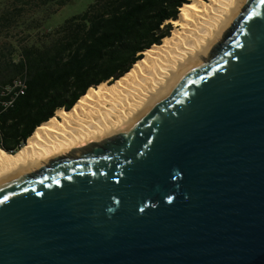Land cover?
<instances>
[{
  "label": "water",
  "instance_id": "obj_1",
  "mask_svg": "<svg viewBox=\"0 0 264 264\" xmlns=\"http://www.w3.org/2000/svg\"><path fill=\"white\" fill-rule=\"evenodd\" d=\"M0 264H264V0L130 125L0 177Z\"/></svg>",
  "mask_w": 264,
  "mask_h": 264
},
{
  "label": "trees",
  "instance_id": "obj_2",
  "mask_svg": "<svg viewBox=\"0 0 264 264\" xmlns=\"http://www.w3.org/2000/svg\"><path fill=\"white\" fill-rule=\"evenodd\" d=\"M71 1L0 3V78L5 80L0 83L23 72L27 77L25 93L0 113V148L6 152L21 148L38 125L58 108L70 109L90 86L121 77L142 51L170 34L167 21L189 0H94L26 42L28 32ZM13 29L18 31L12 34Z\"/></svg>",
  "mask_w": 264,
  "mask_h": 264
},
{
  "label": "bare ground",
  "instance_id": "obj_3",
  "mask_svg": "<svg viewBox=\"0 0 264 264\" xmlns=\"http://www.w3.org/2000/svg\"><path fill=\"white\" fill-rule=\"evenodd\" d=\"M242 0H189L160 44L141 52L127 72L89 87L70 109L59 108L14 153L0 148V177L101 144L130 125L175 77L200 59Z\"/></svg>",
  "mask_w": 264,
  "mask_h": 264
},
{
  "label": "rangeland",
  "instance_id": "obj_4",
  "mask_svg": "<svg viewBox=\"0 0 264 264\" xmlns=\"http://www.w3.org/2000/svg\"><path fill=\"white\" fill-rule=\"evenodd\" d=\"M4 0H0V3ZM94 0H72L70 3L67 5L58 8L56 13L52 15L46 23H44L40 28L35 29L33 31L28 32L30 36H27L26 39L28 43H31L33 41V37L35 33L37 32L38 34L44 33L47 31H52L57 25L61 24L65 19L83 12L86 7L92 3ZM172 25V24H171ZM173 28V25H172ZM18 30L13 29L12 34ZM23 34L20 33V36ZM32 35V36H31ZM17 39V37H16Z\"/></svg>",
  "mask_w": 264,
  "mask_h": 264
},
{
  "label": "built area",
  "instance_id": "obj_5",
  "mask_svg": "<svg viewBox=\"0 0 264 264\" xmlns=\"http://www.w3.org/2000/svg\"><path fill=\"white\" fill-rule=\"evenodd\" d=\"M26 89L27 77L24 72L6 83H0V113L11 108Z\"/></svg>",
  "mask_w": 264,
  "mask_h": 264
},
{
  "label": "crops",
  "instance_id": "obj_6",
  "mask_svg": "<svg viewBox=\"0 0 264 264\" xmlns=\"http://www.w3.org/2000/svg\"><path fill=\"white\" fill-rule=\"evenodd\" d=\"M0 81L4 82L5 80L3 78H0Z\"/></svg>",
  "mask_w": 264,
  "mask_h": 264
}]
</instances>
